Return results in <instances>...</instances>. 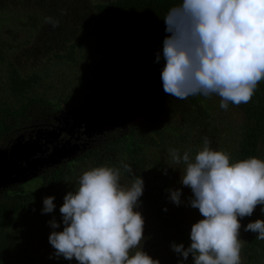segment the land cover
Masks as SVG:
<instances>
[{
	"label": "clouds",
	"instance_id": "9594fccd",
	"mask_svg": "<svg viewBox=\"0 0 264 264\" xmlns=\"http://www.w3.org/2000/svg\"><path fill=\"white\" fill-rule=\"evenodd\" d=\"M164 20L170 33L161 72L166 94L179 100L215 94L224 110L229 103L250 102L264 80V0H181ZM169 153L174 163L185 165L181 183L191 189L190 206L203 217L191 226L189 247L171 245L183 257L180 264L190 254L194 264H241L240 220L264 205V160L231 162L207 139L194 158L188 151ZM122 168L131 178L128 185L121 183L120 168L99 166L85 171L75 192L65 195L59 209L63 230L49 235L56 257L78 264H160L141 249L144 218L134 209L144 181L129 164ZM169 191L179 205L181 190ZM54 199L44 198V213L54 211ZM49 223L60 226L55 219ZM244 231L264 240V220L248 223Z\"/></svg>",
	"mask_w": 264,
	"mask_h": 264
},
{
	"label": "trees",
	"instance_id": "16d2710c",
	"mask_svg": "<svg viewBox=\"0 0 264 264\" xmlns=\"http://www.w3.org/2000/svg\"><path fill=\"white\" fill-rule=\"evenodd\" d=\"M21 1L26 3L28 0ZM180 2L181 0H101L92 3L90 0L87 4L83 3L85 4L84 7L78 9L79 17L72 25L74 27L71 29L64 28L61 31H56L54 28L56 25L50 21L51 15L42 13L39 9L29 11L25 18L27 26H31V29L42 33L47 32L45 35L50 37L48 43L42 42L37 46L41 51L46 49V46L50 48L52 45L58 54L64 52V54H59L60 58L64 57L71 60L78 48L85 46L95 52L104 49L108 45L109 33L112 34L113 24L119 23L122 27L127 28L132 35V42L129 46L118 51L112 62L105 65L101 70H94L91 77L87 78L91 92L95 88L104 92L124 84L164 61L163 43L165 38L170 35L165 30L164 18L168 11ZM37 4L45 6L48 4V0H38ZM87 39L94 40L95 43L93 44V41L91 44ZM44 44H46L45 47L42 46ZM153 46H158L161 50L159 61H157L156 55V57L146 60L142 67L135 68L134 64L137 63L138 57L143 53H152L151 47ZM14 47L9 43L0 46L3 50L5 48L12 50ZM1 49L0 57L6 60L4 51ZM9 65V92L15 97H21L38 82L39 74L31 73L23 76L22 72L17 70L12 62ZM38 103H47V101L30 98L16 108L7 107L0 110V147L12 143L16 135L35 128L37 131L36 125L47 126L50 123H55L54 115H51L39 120L40 123L36 122L25 126L27 122H24V118L28 108ZM206 107L205 100L198 95L189 96L183 100L170 95L163 102L145 112H152L153 118L145 117L144 113L131 124L129 132L111 142H120L126 148L128 154L126 164H129L133 168L134 174L142 177L144 181L139 205L149 213V222H151L149 237L151 238L150 242L154 244L152 254L160 261V264H180V261L183 260V257L176 253L171 245L173 243L183 244L185 248L190 246L191 226L195 223L194 219L197 213L182 203L179 205L173 203L170 200L169 190L171 188L169 185L163 179L162 183L158 184L159 177L151 173L144 155L147 145L151 144L150 141L152 142V139L148 137V131L166 117L169 119L167 125H171L170 128L178 134L183 132V135L186 133L190 136L191 132H196L197 137L201 136L197 142L201 148H196L197 151H200L203 149L205 139L209 140L212 133L214 136H218L214 122H209L210 114ZM237 107L242 116V122L232 161L238 162L251 157L264 160V80L258 83L250 102L242 103ZM155 130L160 132L158 126ZM120 131L119 129L113 133ZM106 136L110 135L106 134ZM217 141H220L219 138ZM108 146L105 144L100 151L94 149L89 151L96 155V167L106 166L105 159L115 162L116 159L109 156L115 151L110 150L111 148ZM210 147H212L211 144ZM102 155L104 158L100 162ZM62 175L64 173L61 168L55 167L48 169L47 173L42 174L41 177L46 184L51 185ZM14 188H17L16 185L0 192V263L7 261L11 249L16 246V236L10 230L14 226L13 217L20 211L34 213L32 197L16 194L13 192ZM10 192L13 193L10 194ZM262 208L264 205L257 206L250 217H244L240 220L241 264H264V240L257 239V233L244 231L248 223L257 219L264 220ZM165 209L167 210L165 211ZM183 264H194L191 254L186 261H183Z\"/></svg>",
	"mask_w": 264,
	"mask_h": 264
},
{
	"label": "rangeland",
	"instance_id": "374dc122",
	"mask_svg": "<svg viewBox=\"0 0 264 264\" xmlns=\"http://www.w3.org/2000/svg\"><path fill=\"white\" fill-rule=\"evenodd\" d=\"M37 1L28 0L24 3L21 0H0V46L4 43L15 46L12 50L0 48L4 51L6 59L0 57V110L7 107L16 108L30 100V98L47 101V103H38L28 108L24 118V122H27L25 126L39 122L45 116H55L57 112L67 110L89 97L103 92L98 88L91 92L87 78L91 77L94 70H101L105 65L112 62L116 53L132 42V35L129 30L119 23H115L112 25V34L109 33L108 45L100 51L95 52L84 46L75 51L72 60L64 57L60 58L59 54L61 52L58 54L52 45L50 48L46 44L42 45L46 46V49L41 51L37 46L42 42L48 43L50 37L45 35L47 32L42 33L31 29V26H27L26 14L29 11L39 9L42 13L51 15L50 21L53 25H56L54 26L56 31L64 30V28L71 29L74 27L72 25L77 21V17H79L78 9L84 7L85 4L83 3L87 4L90 0H48V4L45 6L37 4ZM100 1L91 0L92 3ZM87 40L91 44L94 41ZM151 50L152 53H143L138 57L137 63L134 64L135 68L142 67L146 60L156 57L161 51L158 46L151 47ZM61 54H64V52L62 51ZM10 62L17 70L22 72L23 76L38 73L40 77L38 82L21 97H15L8 89ZM198 96L205 100L206 110L210 114L209 122H214L217 128L218 136H214L212 133V137L209 138L211 148L228 153L231 162H233V152L239 138L242 122V116L237 105L229 103L227 110H224L220 107L221 98L219 96L215 94L210 97ZM145 117L153 118L154 114L148 112L145 113ZM167 122H169V119L166 117L158 122L157 126L160 132L155 130L157 126H152L148 131V137L152 139V142L150 141L151 144L147 145V150L144 152L145 161H147L151 173L159 177L158 184H161L163 179L171 190H181V203L197 213L194 219L196 223L199 221L198 219H202V216L197 208L190 206L189 201L193 198L191 189L181 183L185 165L174 163L169 150L178 149L181 155L188 151L190 157L194 158L199 152L196 148H201V145L197 143L201 136L197 137L196 132H191L190 136L186 133L183 135V132L178 134L170 128L171 125H167ZM131 124L120 132L113 133L114 135L109 133L110 136H104V140H101L94 147V150L100 151L107 144L111 148L110 150L115 151V153L109 154V156L116 159L115 162L105 159L104 163L106 166L121 169V183L125 185L132 182L122 168V164L126 163L128 154L126 148L120 142H111L113 139L129 132ZM21 135H24V133L14 136L13 140ZM218 138L220 141H217ZM28 141L30 139L24 142ZM0 148H4V146ZM95 157L96 155L93 152L86 151L82 157L80 156L76 160L67 161L58 166L64 175L60 176L51 185L46 184L41 177L47 171L29 178L25 183L16 185L17 188H14L13 192L32 197L34 213L20 211L13 217L14 226L10 230L16 236V246L11 249L7 261L0 264H78L75 258L69 261L64 259L63 256L56 257L54 255L55 249L49 243V235L53 231L63 230V218L59 209L64 203V197L68 192H75L79 187V178L85 171L96 167ZM103 158L104 155L100 158V162ZM30 174L32 175V173ZM13 192H10V194ZM48 196L55 198L53 201L55 209L51 213H44L43 200ZM134 210L139 211L144 218V239L141 242V249L153 259H157L152 254L154 244L150 242L151 238L149 237L151 232L149 213L140 205ZM53 219L60 225L58 228L53 229L50 226L49 222ZM135 251L136 249H133L132 254Z\"/></svg>",
	"mask_w": 264,
	"mask_h": 264
},
{
	"label": "water",
	"instance_id": "95a60500",
	"mask_svg": "<svg viewBox=\"0 0 264 264\" xmlns=\"http://www.w3.org/2000/svg\"><path fill=\"white\" fill-rule=\"evenodd\" d=\"M165 63L164 60L124 84L60 112L56 118L60 126L54 130L41 128L35 131L34 137L28 138V142H24L21 135L8 147L0 148V192L25 183L45 169L58 167L87 151L86 143L79 147L78 144H70V139L55 145L62 133L72 138L82 129L81 135L88 139L113 133L127 128L153 106L163 102L170 96L164 92L161 80Z\"/></svg>",
	"mask_w": 264,
	"mask_h": 264
},
{
	"label": "flooded vegetation",
	"instance_id": "af4514ba",
	"mask_svg": "<svg viewBox=\"0 0 264 264\" xmlns=\"http://www.w3.org/2000/svg\"><path fill=\"white\" fill-rule=\"evenodd\" d=\"M60 112H62V111H59V112H57L55 114V116H54L55 123L54 124L53 123H50L47 126H45V125H36L38 127V129H41L42 128L43 130L50 131V130H54L55 127H57V126L59 127L60 125H58V122L56 121V118L58 117V115L60 114ZM36 129L37 128L31 129L28 132H24L25 133L23 135L24 140H26L25 138H29L30 136L31 137H34L35 136V130ZM77 132H79V134L77 133L72 138H70L66 134L62 133L60 135V137L57 139V142L55 143V145H59V144L64 143L65 141H67V140L70 139V144H78L79 147H81L83 143H86L87 144L86 148H87V151L89 152V151H92L94 149L95 145L98 144L101 140L103 141L104 140L103 137L106 136V135H103V136H101V135L96 136L95 135V136H92L91 138L88 139L84 135H81L82 129L79 130V131H77ZM10 144H7V145L5 144L4 147H8ZM83 154L84 153H82L81 155L75 157L72 160H76V159L80 158V156L82 157ZM72 160H70V161H72ZM46 171H48V169H45L44 170V172H46Z\"/></svg>",
	"mask_w": 264,
	"mask_h": 264
}]
</instances>
